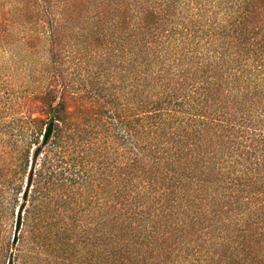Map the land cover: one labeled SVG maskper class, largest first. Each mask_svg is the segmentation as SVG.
Returning <instances> with one entry per match:
<instances>
[{"label":"trees","instance_id":"obj_1","mask_svg":"<svg viewBox=\"0 0 264 264\" xmlns=\"http://www.w3.org/2000/svg\"><path fill=\"white\" fill-rule=\"evenodd\" d=\"M14 31L11 45H43L47 59L42 90L15 95L8 123L0 95V152L16 229L39 218V248L62 254L53 264H264V0H0V49ZM111 89L114 114L95 109L87 129L82 101ZM78 149L77 178L66 154ZM77 194L87 263L84 246L57 244ZM11 241L0 264H42Z\"/></svg>","mask_w":264,"mask_h":264},{"label":"rangeland","instance_id":"obj_2","mask_svg":"<svg viewBox=\"0 0 264 264\" xmlns=\"http://www.w3.org/2000/svg\"><path fill=\"white\" fill-rule=\"evenodd\" d=\"M19 33L17 31L12 32L11 36L6 37V41L2 43V48L0 49V95L2 94L6 100V111L5 115L2 118L3 122L8 123L11 119V105H13V102L15 101V98L19 97V101L24 103L25 97H27L28 94L31 93H38L42 89H40L41 86V73L39 74V61L45 59L46 54L44 53L45 47L42 45L41 47H38L33 53H30L31 51H27V49H23L22 45H11V42L18 41L19 39ZM81 42H86V38H80ZM21 46V47H20ZM89 56V55H88ZM47 59V57H46ZM90 63V58H87L86 63L84 66H82V70L79 68L77 71H83L85 69H91L88 68V64ZM99 66V65H98ZM19 67L26 68L25 70L21 71L19 74H12L9 72V68H15L19 69ZM94 72H96V68H93ZM99 70V69H97ZM25 73V74H23ZM102 74V73H101ZM85 75V74H83ZM78 79V77H77ZM43 85H45V82H43ZM119 85V84H118ZM3 87V89H2ZM44 87V86H43ZM107 87H110L107 86ZM109 89V88H108ZM7 90V91H6ZM7 93V94H6ZM120 91H115L113 89L103 92V95L100 97H96L93 101L84 100L82 101L85 103V106L89 107L90 112L87 114L86 121H91L89 125L91 126H85L89 130H93V126H96L97 124H100L99 116L95 114V109H101V114L105 113V111H108V116H111V114H114V108L107 103L108 101L112 100V97L115 96L116 99L120 96ZM103 97V98H102ZM126 99L123 97L120 101L117 102L116 105H121L123 103H126ZM123 102V103H122ZM116 103V102H115ZM81 102H75L74 108H79L81 106ZM3 106V105H2ZM93 110V111H92ZM105 110V111H104ZM77 113V112H76ZM119 113L122 112L119 110ZM102 121H107L105 115ZM97 129L94 130L93 138L95 137ZM9 152V150H8ZM3 156V157H2ZM0 152V183H3V186L0 184V189H4L6 191V194H4L5 198V210L4 214L5 216L0 218V242L5 241L6 243L13 240V237L17 235L19 238V242L16 244L21 249H24L28 256L32 257H38L43 260L42 264H53L55 261L59 259V257H62L61 251H53L52 249H43L41 250L39 248L40 240L37 239L35 234H37V228L40 227V219L36 218L33 220V223L31 222V231L28 232V229L26 231V227L22 229L23 231H18L16 229V221L18 217V207L15 211V214L13 216L12 209L9 205L10 201V193L9 187V179H11V176H9L8 171V160L7 156L2 155ZM69 154H66V162L70 163L69 168L70 172L69 175L74 177H80L84 175V169L86 168V162L84 159H82V154L80 153V149L76 150L74 153L71 154V159L68 157ZM5 159V162H4ZM8 164H7V163ZM68 175V173H66ZM74 190H78V184L74 185ZM73 200V206L70 208H66L62 210V214L59 215V217L56 219L55 223H57L59 229H60V235L57 237V244L59 247H61L64 250L68 251H75L81 252V247L84 246V256H85V262L87 263L88 259V252H89V242H88V229H89V222H90V212L88 209L87 203L89 202L88 194H85L83 197L79 194L75 195ZM22 203V202H21ZM81 206V207H80ZM53 213H51L52 215ZM62 217V218H61ZM24 218V215H23ZM60 220H64L65 222H61V224H58ZM72 225L71 230L65 231V225ZM64 225V226H63ZM54 231H56V228H54ZM85 238V242H81L80 238L77 237L78 233H82ZM38 235V234H37ZM83 238V237H82ZM75 240V242H74ZM82 240V239H81ZM12 242V241H11ZM10 242V243H11ZM14 249V247H13ZM35 254V255H34ZM61 254V255H60ZM60 255V256H59ZM190 258V256H188ZM190 259H193L190 258Z\"/></svg>","mask_w":264,"mask_h":264}]
</instances>
